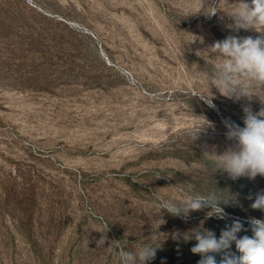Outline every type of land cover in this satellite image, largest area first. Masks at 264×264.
Returning a JSON list of instances; mask_svg holds the SVG:
<instances>
[{"label": "rangeland", "instance_id": "obj_1", "mask_svg": "<svg viewBox=\"0 0 264 264\" xmlns=\"http://www.w3.org/2000/svg\"><path fill=\"white\" fill-rule=\"evenodd\" d=\"M208 2L0 0V264H121L120 249L143 244L157 247L148 264H197L193 229L219 238L239 219L252 235L264 177L233 180L215 153L232 143L225 119L243 127L245 106L264 108V85L221 95L222 59L206 50L260 33L230 27L238 0L211 17ZM203 117L214 129L192 143ZM209 193L225 219L159 207ZM227 254L241 255L235 243Z\"/></svg>", "mask_w": 264, "mask_h": 264}, {"label": "clouds", "instance_id": "obj_2", "mask_svg": "<svg viewBox=\"0 0 264 264\" xmlns=\"http://www.w3.org/2000/svg\"><path fill=\"white\" fill-rule=\"evenodd\" d=\"M205 5V0H203ZM219 0H209L207 9L211 17L217 14ZM232 20L230 27L239 32L241 29L255 30L260 35L240 37L229 35L223 40H217L207 48L210 54L218 55L222 59L215 74L214 85L221 95L239 100L242 97L251 99V95L242 86V81L258 82L264 85V0H238V6L229 16ZM209 107H215L212 96L204 99ZM243 127L225 119L223 121L225 137L231 141V145L222 153L216 154L217 172L227 173L233 179L247 177L255 179L257 176L264 177V108L254 112L251 107L243 108ZM213 128V122L203 117V125L192 132V143L200 133ZM251 198V197H250ZM221 203H226L215 193L208 195H193L181 202L169 200L160 201L161 211H167L173 216L187 217L191 212L209 208L208 217L215 216L225 219L226 213ZM254 210L264 212V192L255 195L254 202L250 205ZM251 236H238L246 231L239 219L232 220L221 230L219 238L211 230L203 228L193 229L185 235L186 240L194 239L196 243L191 248L193 254L201 259L197 264H217L213 253L225 252L220 264H264V219L250 218L248 221ZM102 238L97 242L98 246L104 245ZM235 243L239 257L227 254L232 244ZM157 247L151 244H143L135 251L119 250L121 264H148L156 256Z\"/></svg>", "mask_w": 264, "mask_h": 264}]
</instances>
